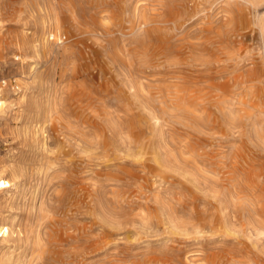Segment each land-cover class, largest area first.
<instances>
[{
    "label": "rangeland",
    "instance_id": "obj_1",
    "mask_svg": "<svg viewBox=\"0 0 264 264\" xmlns=\"http://www.w3.org/2000/svg\"><path fill=\"white\" fill-rule=\"evenodd\" d=\"M0 224V264H264V0H0Z\"/></svg>",
    "mask_w": 264,
    "mask_h": 264
},
{
    "label": "built area",
    "instance_id": "obj_2",
    "mask_svg": "<svg viewBox=\"0 0 264 264\" xmlns=\"http://www.w3.org/2000/svg\"><path fill=\"white\" fill-rule=\"evenodd\" d=\"M8 233V228L0 224V239L6 236Z\"/></svg>",
    "mask_w": 264,
    "mask_h": 264
},
{
    "label": "bare ground",
    "instance_id": "obj_3",
    "mask_svg": "<svg viewBox=\"0 0 264 264\" xmlns=\"http://www.w3.org/2000/svg\"><path fill=\"white\" fill-rule=\"evenodd\" d=\"M8 237V233H7V235L6 236H4V238H7ZM7 263V262H6ZM1 264H5V262L4 261H2L1 262Z\"/></svg>",
    "mask_w": 264,
    "mask_h": 264
}]
</instances>
